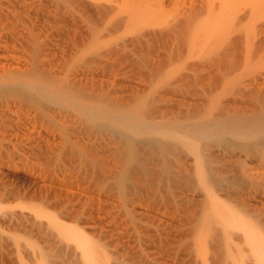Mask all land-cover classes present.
<instances>
[{"label":"bare ground","instance_id":"obj_1","mask_svg":"<svg viewBox=\"0 0 264 264\" xmlns=\"http://www.w3.org/2000/svg\"><path fill=\"white\" fill-rule=\"evenodd\" d=\"M0 261L264 264V0H0Z\"/></svg>","mask_w":264,"mask_h":264},{"label":"rangeland","instance_id":"obj_2","mask_svg":"<svg viewBox=\"0 0 264 264\" xmlns=\"http://www.w3.org/2000/svg\"><path fill=\"white\" fill-rule=\"evenodd\" d=\"M138 209H140V208H138ZM147 210H148V209H146V210H144V209L137 210V209H136L135 211H137V212L134 211L136 214H135V213L132 214V212H131V214H130L129 216H126V218H128L127 221H126V224L128 223L126 227L129 226V228H128V229H129V230H128L129 234H128V235H131V236H132V237L130 236L132 239L128 238L129 241L133 242V243H131V245L134 244V245L137 246V245L139 244L140 240H142L143 237H145L144 235H143V237H141L142 234L140 235L141 238L139 237V234L142 233L141 230H144V229L147 230L148 228H149V229H150V228H152V229H155V228H156V229L158 230V228H159V232H158L159 234H158V235H159L160 237H163V236L166 237L167 234H168V235H170V234H171V235H174V233H176L175 231H177L176 229H178V228H176V227L179 225V223H181V224H180V227H181V225H182V222H179V221H180L179 219H178V221H176V220H177V218H179L181 215L183 216V213L179 215V212H178V214H177V212H175V211H171V212H172V213H171L169 210H168L169 213H168L167 211H165V210H157V209H156V210H154V209H149V211H147ZM150 210H152V211H150ZM153 210L156 211V213H155ZM140 211H141V213H140ZM163 211H164V212H163ZM138 212H139V213H138ZM157 212H158V214H157ZM166 212H167V213H166ZM173 212H174V215L176 216V219H174L175 217L172 215ZM147 213H148V217H146V216H147ZM149 213H152L153 215H152V214H149ZM161 213L164 215L163 220L161 219V217L163 216ZM165 213H166V214H165ZM170 213H171V214H170ZM185 213H186V212H185ZM138 214H139V215H138ZM140 214H141V216H140ZM143 214H144V215H143ZM169 214H170V215H169ZM149 215H150V216H149ZM155 215H157V216H155ZM158 215H159L160 218L157 219L156 217H158ZM165 215H168V217L166 216V217H167V218H166ZM171 215H172V216H171ZM169 216H170V217H169ZM177 216H178V217H177ZM184 216H186V215H184ZM184 216H183V217H184ZM135 217H136V218H135ZM171 217H172V218H171ZM173 217H174V218H173ZM154 218H156V219H154ZM168 218H169V219H168ZM170 218H171V219H170ZM181 218H182V217H181ZM165 219H166V220H165ZM182 219H183V218H182ZM182 219H181V221L184 220V219H183V220H182ZM157 220H159V221H157ZM164 220H165V221H164ZM174 220H175V221H174ZM149 221H150V222H149ZM155 221H156V222H155ZM160 221H161V223H160ZM163 221L166 222V223L163 224ZM169 221H170V222H169ZM145 222H146V223H145ZM153 222H154V223H153ZM158 222H159V223H158ZM167 222H169V223H167ZM172 222H173L174 226L172 225ZM177 222H178V223H177ZM151 223H152V224H151ZM155 223H156V224H155ZM153 224H154V226H153ZM158 224H159V225H158ZM165 224H168L169 226H167V225H165ZM170 224H171V225H170ZM175 224H177V225H175ZM136 225H137V226H136ZM144 226H146V227H144ZM159 226H163V228H162V227H159ZM164 226H165V227H164ZM166 226H167V227H166ZM130 227H131V229H130ZM172 227H173V228L175 227V228H174L175 230H173ZM180 227H179V229H180ZM134 228H137L138 230H140V233L137 234V233H138V232H137L138 230L136 229L137 231H135ZM139 228H140V229H139ZM166 228H167V229H166ZM170 228H172V229H170ZM132 229H134V231L137 232L136 234H137V236H138L140 239H139L137 236L135 237V234H134L135 232L133 233V230H132ZM149 229H148V230H149ZM152 229H151V230H152ZM160 229H161V231H160ZM163 229H164V230H163ZM172 230H173L174 232H173ZM164 231H166V232H164ZM201 231H202V228H201L200 231L198 230V232H201ZM144 232H145V230H144ZM161 232H162V234H161ZM198 232H197V233H198ZM202 232H203V231H202ZM202 232H201V233H202ZM163 233H164L165 235H163ZM161 235H162V236H161ZM199 235H200V233H199ZM194 236H195V235H194ZM164 237H163V238H164ZM134 238H135V240H138V239H139V240L136 241V242H134V241H135ZM136 238H137V239H136ZM200 238H204L203 234H202L201 236H199V239H198V234H197V239L201 241L202 239H200ZM144 239H145V238H144ZM132 240H133V241H132ZM142 242H143V240H142ZM101 243H102V242H101ZM143 243H144V242H143ZM199 252H200V253H203V252H204V246H203V245L201 246ZM47 254H48V253H47ZM47 254H46V255H47ZM50 254H52V253H50ZM53 257H54V256H52V258H53ZM56 257H57V256H55V258H56ZM45 258H46V259L49 258V259H48V262H51V261L54 259V258H53V259L51 258L52 260H50L49 255H48L47 257H45ZM54 260H55V259H54ZM54 260H53V261H54ZM44 261H45V260H44ZM55 261H56V260H55ZM45 262H46V261H45ZM0 264H2L1 261H0Z\"/></svg>","mask_w":264,"mask_h":264}]
</instances>
